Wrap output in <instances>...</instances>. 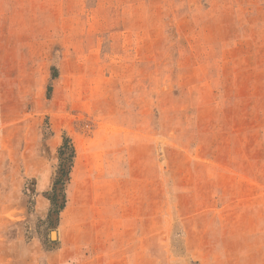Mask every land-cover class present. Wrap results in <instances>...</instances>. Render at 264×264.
I'll return each mask as SVG.
<instances>
[{"label": "rangeland", "instance_id": "374dc122", "mask_svg": "<svg viewBox=\"0 0 264 264\" xmlns=\"http://www.w3.org/2000/svg\"><path fill=\"white\" fill-rule=\"evenodd\" d=\"M0 264H264V0H0Z\"/></svg>", "mask_w": 264, "mask_h": 264}, {"label": "trees", "instance_id": "16d2710c", "mask_svg": "<svg viewBox=\"0 0 264 264\" xmlns=\"http://www.w3.org/2000/svg\"><path fill=\"white\" fill-rule=\"evenodd\" d=\"M55 76L56 75L54 74L53 77H55ZM64 144L69 149V158L72 159V157L74 156V148H73L72 144L68 141V139H65Z\"/></svg>", "mask_w": 264, "mask_h": 264}, {"label": "bare ground", "instance_id": "6f19581e", "mask_svg": "<svg viewBox=\"0 0 264 264\" xmlns=\"http://www.w3.org/2000/svg\"><path fill=\"white\" fill-rule=\"evenodd\" d=\"M51 237H52V238H54V237H55V232H53V233L51 234Z\"/></svg>", "mask_w": 264, "mask_h": 264}]
</instances>
